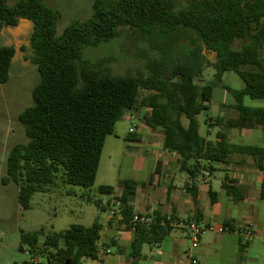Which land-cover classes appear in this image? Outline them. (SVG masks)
I'll return each instance as SVG.
<instances>
[{
	"label": "trees",
	"instance_id": "16d2710c",
	"mask_svg": "<svg viewBox=\"0 0 264 264\" xmlns=\"http://www.w3.org/2000/svg\"><path fill=\"white\" fill-rule=\"evenodd\" d=\"M58 19L59 14L40 0H20L14 6L0 0V34L22 20L33 23L31 44L41 77L33 105L19 117L27 143L10 151L1 181L19 186L24 211L31 209L35 194L47 192L61 179L66 186L86 190L79 198L104 212L107 206L91 189L106 140L115 135L124 113L138 106L150 109L146 125L165 136L163 149L179 155L180 171L191 179L203 170L213 172V164H227L237 152L258 155L263 168L264 150L233 146L223 133L217 134L220 141H209L200 134L197 117L209 110L224 73L232 71L245 83L235 95L239 117L264 129V110L242 104L244 97L264 100V0H96L89 20L70 25L60 36ZM122 29L140 33L154 52L146 58V75L116 76L103 64L83 60L86 48L116 40ZM15 54L13 47L0 49V84L9 81ZM207 68L214 70V77L202 86L196 81ZM142 91L150 95L140 101ZM121 185L120 214L127 221L120 224L134 230L130 264H139L145 245L160 244L169 236L171 221L130 226L137 183L124 180ZM224 188L233 199L242 200L238 189L227 184ZM189 191L197 204V192ZM97 193L111 197L114 187L102 185ZM210 196L214 202L212 192ZM261 196L264 199V184ZM224 226L233 230L229 222ZM103 231L98 221L59 232L42 228L22 233L21 242L47 264H83L99 259Z\"/></svg>",
	"mask_w": 264,
	"mask_h": 264
},
{
	"label": "crops",
	"instance_id": "0c3cea01",
	"mask_svg": "<svg viewBox=\"0 0 264 264\" xmlns=\"http://www.w3.org/2000/svg\"><path fill=\"white\" fill-rule=\"evenodd\" d=\"M230 86L236 88L231 90ZM218 88L221 90L217 99L222 114L217 118H208L209 137L206 139L218 142L217 134L223 133L233 146L264 150L263 127L255 121L242 120L235 108V95L245 88V83L236 73L228 71L222 77V87ZM229 96L232 99L226 100ZM242 104L246 108L264 110V100L244 97ZM149 113L150 109L145 106L125 112L122 117L128 123L125 133L110 136L122 142L121 154L113 165L114 169L119 166V173L116 187L104 184L114 187V195H95L97 200L107 206L104 211L107 218L101 222L104 226L102 248L96 264L100 260L103 264H130L132 261L129 255L134 230L126 229L119 220L109 216V210L124 193L121 185L124 180L137 183L132 202L134 214L153 220L167 219L174 223L195 219L216 227V232L207 233L201 238L196 250L200 264H264V199L261 196L264 161L261 169L258 155L237 152L227 164H213L215 170L210 171L209 179L203 178L202 173L191 179L180 171L179 155L163 149L165 136L146 125L145 116ZM215 126L218 127L216 133ZM214 134L215 138H210ZM116 147L117 144L113 143V155H116ZM215 171L222 173V180L215 177ZM224 184L238 189L237 195L242 196V200L233 199ZM192 188L197 192V204L189 191ZM210 192L213 193L214 202ZM226 222L231 223L233 230L220 232ZM248 225L258 235L251 242H246L241 235ZM191 249L187 230L172 226V231L162 243L144 246L139 264H187V254Z\"/></svg>",
	"mask_w": 264,
	"mask_h": 264
},
{
	"label": "rangeland",
	"instance_id": "374dc122",
	"mask_svg": "<svg viewBox=\"0 0 264 264\" xmlns=\"http://www.w3.org/2000/svg\"><path fill=\"white\" fill-rule=\"evenodd\" d=\"M20 0H7L9 6L16 5ZM44 5L59 14L57 34L60 36L70 25L86 22L93 13L96 0H40ZM34 25L28 20H22L17 27H8L0 34V49L13 47L16 51L12 61L10 78L6 84H0V264H47L41 256L29 253L21 242L22 233H32L42 228L49 231H63L72 225L91 226L95 221L104 222L107 213L100 211L95 205L85 204L79 197L86 193L80 187L66 186L61 179L47 192L35 194L31 201V209L24 211L19 203V186L14 183L2 185L6 176L7 159L10 151L18 144L27 143L25 127L20 122V115L33 105V90L40 83L39 67L35 61L36 55L31 44ZM188 36L191 33H185ZM147 42L142 40L140 33L122 29L116 40L84 50L83 60L91 65H102L116 76L147 74L144 64L148 56H153ZM214 70L207 68L200 85L213 80ZM233 90L236 86H230ZM220 88L215 90L214 99L209 103V110L197 118L200 124V134L209 137L208 118L221 116L218 105ZM150 95L142 91L140 101ZM227 97L226 100H231ZM187 124V120L184 119ZM128 123L123 119L116 126L117 135L125 133ZM218 127L215 126V133ZM215 138V134L213 137ZM113 143L117 144L116 155L111 153ZM121 141L108 137L104 148L100 169L92 194L97 193L101 185L116 187L119 166L113 165L121 154ZM215 177L222 180L220 171H215ZM105 203V200H103ZM38 261V262H35ZM83 264H96L86 260Z\"/></svg>",
	"mask_w": 264,
	"mask_h": 264
},
{
	"label": "built area",
	"instance_id": "2783aa9c",
	"mask_svg": "<svg viewBox=\"0 0 264 264\" xmlns=\"http://www.w3.org/2000/svg\"><path fill=\"white\" fill-rule=\"evenodd\" d=\"M203 178H210V171L209 170H203L202 171ZM122 208L121 201H117L114 206L109 210V216L111 219H117L119 221H127L126 218L122 214H120V209ZM170 221V220H169ZM145 224L146 226H150L154 223V220L152 218L148 217H142L137 214L134 215V217L128 221V224L135 228L138 224ZM161 225H164L165 222L159 223ZM171 226H180L187 230V236L188 239L192 243V249L187 254V264H200V260L196 256V250L198 249L200 245L201 238L206 235L207 233L216 232V227L213 225H206L200 223L198 220H190L187 222H181V223H174L171 221ZM229 231L227 228L220 229V232ZM241 235L243 236L244 240L246 242L253 241L258 235L256 231L253 229L251 225L246 226L243 231L241 232ZM38 262V261H35ZM99 264H103V261H98Z\"/></svg>",
	"mask_w": 264,
	"mask_h": 264
}]
</instances>
